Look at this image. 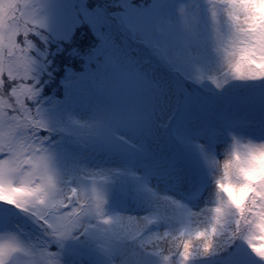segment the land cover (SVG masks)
Returning a JSON list of instances; mask_svg holds the SVG:
<instances>
[{
    "label": "snow or ice",
    "instance_id": "snow-or-ice-1",
    "mask_svg": "<svg viewBox=\"0 0 264 264\" xmlns=\"http://www.w3.org/2000/svg\"><path fill=\"white\" fill-rule=\"evenodd\" d=\"M0 264H264V0H0Z\"/></svg>",
    "mask_w": 264,
    "mask_h": 264
}]
</instances>
